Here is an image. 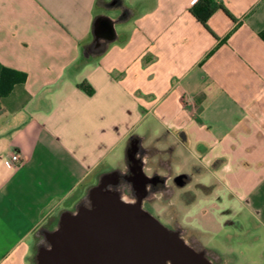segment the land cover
I'll return each instance as SVG.
<instances>
[{
	"label": "crops",
	"instance_id": "0c3cea01",
	"mask_svg": "<svg viewBox=\"0 0 264 264\" xmlns=\"http://www.w3.org/2000/svg\"><path fill=\"white\" fill-rule=\"evenodd\" d=\"M196 1L0 0V71L26 73L0 97V264H29L35 231L120 167L133 133L174 145L185 209L264 229V0H217L206 27ZM97 15L113 40L79 63Z\"/></svg>",
	"mask_w": 264,
	"mask_h": 264
},
{
	"label": "water",
	"instance_id": "95a60500",
	"mask_svg": "<svg viewBox=\"0 0 264 264\" xmlns=\"http://www.w3.org/2000/svg\"><path fill=\"white\" fill-rule=\"evenodd\" d=\"M104 25L92 30L88 58L113 40ZM108 26L113 29L114 22ZM143 139L129 135L123 167L101 172L72 208L59 212L52 227L35 231L33 264H226L196 237L186 239V228L167 226L144 207L167 176L146 172Z\"/></svg>",
	"mask_w": 264,
	"mask_h": 264
},
{
	"label": "rangeland",
	"instance_id": "374dc122",
	"mask_svg": "<svg viewBox=\"0 0 264 264\" xmlns=\"http://www.w3.org/2000/svg\"><path fill=\"white\" fill-rule=\"evenodd\" d=\"M152 143H157L155 140ZM150 140H144L143 145H149ZM158 145H163L157 143ZM125 147V146H124ZM124 156V149H123ZM123 163L120 167H123ZM178 164L173 165V172L178 168ZM158 168L156 157L149 160L146 165V172L152 174L153 169ZM158 173H163L162 168H158ZM195 183H189L188 189H195ZM183 189L176 188L173 198L163 199L160 195L152 201L145 204V207L154 214L159 220L167 226L180 224L187 228V234H192L205 247L214 250L220 254L221 262L226 264H264V229L254 228L248 222H245L247 231L233 226L223 225L220 216L223 215L221 210L215 211L214 208L204 209L206 213L197 211L195 207L185 209L182 205L180 194ZM191 192V191H190ZM202 204L201 201H199ZM234 204H236L234 202ZM225 209V208H224ZM59 213L54 214L46 219L43 226L49 224L53 226ZM243 217V215H240ZM183 223V225L180 223ZM187 238V235L185 236ZM34 256V255H33ZM29 264H33V257L30 258Z\"/></svg>",
	"mask_w": 264,
	"mask_h": 264
},
{
	"label": "trees",
	"instance_id": "16d2710c",
	"mask_svg": "<svg viewBox=\"0 0 264 264\" xmlns=\"http://www.w3.org/2000/svg\"><path fill=\"white\" fill-rule=\"evenodd\" d=\"M217 9L225 10L222 4L217 0H197L190 8L189 11L196 19L206 27V23L210 15ZM108 20L101 15L94 17L92 22V30L97 29V27L102 22H107ZM110 21V20H109ZM108 21V22H109ZM259 36L264 40V30L260 31ZM89 43H84L81 46L79 63L87 61L89 58L87 56V47ZM26 79V73L20 70H16L10 67L3 66L0 71V97L8 95L15 84L24 82ZM78 86L83 89L87 94H92L93 89L90 85L85 82H80Z\"/></svg>",
	"mask_w": 264,
	"mask_h": 264
},
{
	"label": "flooded vegetation",
	"instance_id": "af4514ba",
	"mask_svg": "<svg viewBox=\"0 0 264 264\" xmlns=\"http://www.w3.org/2000/svg\"><path fill=\"white\" fill-rule=\"evenodd\" d=\"M101 24L103 25L105 24L104 26H106L108 30L107 35L111 36L110 29H108L109 27L108 22H102ZM145 147H146V152L148 153V156L144 157L146 165H148L150 159L156 157V165L158 166V168H162L163 170V173H159V174L167 176L166 182L162 186H160L161 190L157 195H160V197L163 199L169 198L174 194L176 188L182 189L185 186L186 181H188V176L186 174H175L173 172V168L170 165L172 152L174 150V145L168 143L165 147L158 148L154 144H149V145H145ZM158 168L153 169L152 173H158L157 171ZM189 193L191 192L183 191L181 194H189ZM147 202L149 201L144 202V207ZM48 225L49 224H46L44 226L48 227ZM183 235L184 237L187 235L186 239H190L194 237L192 234L188 235L187 230L184 232Z\"/></svg>",
	"mask_w": 264,
	"mask_h": 264
},
{
	"label": "built area",
	"instance_id": "2783aa9c",
	"mask_svg": "<svg viewBox=\"0 0 264 264\" xmlns=\"http://www.w3.org/2000/svg\"><path fill=\"white\" fill-rule=\"evenodd\" d=\"M21 157L20 154L17 152H12L5 157V163L9 166H14L20 161Z\"/></svg>",
	"mask_w": 264,
	"mask_h": 264
}]
</instances>
